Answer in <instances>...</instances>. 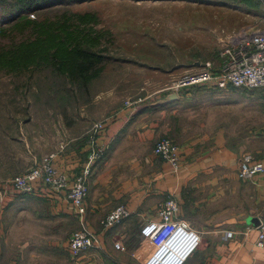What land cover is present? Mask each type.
<instances>
[{
	"label": "crops",
	"instance_id": "crops-1",
	"mask_svg": "<svg viewBox=\"0 0 264 264\" xmlns=\"http://www.w3.org/2000/svg\"><path fill=\"white\" fill-rule=\"evenodd\" d=\"M163 77L148 95L120 101L99 97L101 110L77 116L73 126L79 129L65 134L51 151L57 172L69 183L87 160L89 129L105 120L97 139L105 153L87 177L83 216L71 210L68 187L20 193L7 183L12 177L6 176L13 173L2 168L8 161L19 162L15 173L20 174L42 155L43 137H36V128H23L4 145L0 264H147L152 247L140 228L158 219L159 204L168 195L178 201L177 215L201 235L199 247L184 264H264V246L256 245L258 230L253 227L258 217L264 219V171L249 180L237 177L236 101L229 93L235 88L199 85L174 92L166 89L172 78ZM29 133L35 141L31 147ZM161 137L172 138L179 148L177 172L153 152ZM251 154L264 165V150ZM118 205L129 216L104 227L103 218ZM83 227L97 235L100 247L87 249L75 261L67 240ZM227 230L232 237L225 236Z\"/></svg>",
	"mask_w": 264,
	"mask_h": 264
},
{
	"label": "rangeland",
	"instance_id": "rangeland-1",
	"mask_svg": "<svg viewBox=\"0 0 264 264\" xmlns=\"http://www.w3.org/2000/svg\"><path fill=\"white\" fill-rule=\"evenodd\" d=\"M64 14L71 26L102 30L99 45L92 50L101 49L103 60L96 63L84 83L60 72L57 59L54 63L0 68V155L4 145L28 127L38 130L37 138L42 135L45 156L65 134L79 129L73 124L81 113L101 110L100 98L120 101L148 95L157 87L155 80L164 82L162 73H169L166 78L170 80L196 71L207 61L216 66L221 60L219 51L229 38L264 30L260 0H87L56 5L28 17L56 21ZM166 68L172 69L162 70ZM229 93L236 101L238 165L244 153L264 150V92L235 88ZM32 135L26 136L30 147L35 143ZM177 149L178 171L182 158ZM32 152H39V147ZM6 164L2 169L13 173L6 177L19 175L15 173L19 162Z\"/></svg>",
	"mask_w": 264,
	"mask_h": 264
},
{
	"label": "built area",
	"instance_id": "built-area-1",
	"mask_svg": "<svg viewBox=\"0 0 264 264\" xmlns=\"http://www.w3.org/2000/svg\"><path fill=\"white\" fill-rule=\"evenodd\" d=\"M264 12V0H260ZM232 37V36H231ZM219 63L207 61L196 71L184 72L171 80L166 89L179 91L185 87L208 86L226 88L228 86L243 89H260L264 92V30L257 29L242 33L238 38H230L219 51ZM105 120L94 122L88 132L89 152L81 171L71 181L57 172L53 158L55 153L43 156L38 163L24 173L10 178L7 183L20 193L37 192L41 187L60 191L68 187L67 200L71 210L77 215L85 213V197L88 193L87 177L94 162L105 153V148L97 143L103 131ZM153 152L168 162L175 172L179 168L178 149L169 137L159 138L153 145ZM264 171V165L251 153H244L237 165V177L241 180L252 179ZM179 204L174 196L159 204L158 219L147 220L140 228V235L152 247L147 264H184L187 258L199 247L201 235L189 223L180 218ZM130 214L129 210L118 205L103 218L104 227L108 228ZM258 230L257 246H264V219L258 217L253 226ZM226 237L233 232L227 230ZM100 247L99 239L94 232L86 228L78 229L68 238L67 251L71 258H79L89 248Z\"/></svg>",
	"mask_w": 264,
	"mask_h": 264
},
{
	"label": "trees",
	"instance_id": "trees-1",
	"mask_svg": "<svg viewBox=\"0 0 264 264\" xmlns=\"http://www.w3.org/2000/svg\"><path fill=\"white\" fill-rule=\"evenodd\" d=\"M83 1L87 0H0V40L7 39L0 42V68L57 59L60 72L73 80L88 81L96 63L103 60L101 49L92 50L98 47L102 30L71 26L65 14L56 21L28 17L56 5Z\"/></svg>",
	"mask_w": 264,
	"mask_h": 264
},
{
	"label": "water",
	"instance_id": "water-1",
	"mask_svg": "<svg viewBox=\"0 0 264 264\" xmlns=\"http://www.w3.org/2000/svg\"><path fill=\"white\" fill-rule=\"evenodd\" d=\"M256 222H257V221H256ZM256 222H255V223H256Z\"/></svg>",
	"mask_w": 264,
	"mask_h": 264
}]
</instances>
